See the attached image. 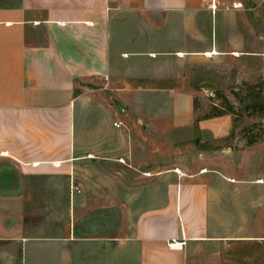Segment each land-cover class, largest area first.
Returning <instances> with one entry per match:
<instances>
[{
  "label": "crops",
  "instance_id": "0c3cea01",
  "mask_svg": "<svg viewBox=\"0 0 264 264\" xmlns=\"http://www.w3.org/2000/svg\"><path fill=\"white\" fill-rule=\"evenodd\" d=\"M244 7L253 15L241 19H258L264 0H0V243L17 245L23 264H215L216 255L201 259L226 243L213 235L212 177L155 167V200L138 214L130 210L126 227L119 191L117 203L94 209L101 192L90 198L85 188L94 152L117 174L98 183H131L118 175L123 166L116 159L132 160V147L129 154L121 144L110 148L100 129L95 148L77 143V110L83 91L110 79L119 55H150L154 39L166 40L172 25L183 44L204 19L213 40L219 20L241 17ZM168 100L172 129H194L212 140L229 135L228 115L195 122L192 93ZM121 126L106 123L104 130L120 137ZM52 209L60 211L56 230L47 223ZM110 215L117 225L108 223Z\"/></svg>",
  "mask_w": 264,
  "mask_h": 264
},
{
  "label": "rangeland",
  "instance_id": "374dc122",
  "mask_svg": "<svg viewBox=\"0 0 264 264\" xmlns=\"http://www.w3.org/2000/svg\"><path fill=\"white\" fill-rule=\"evenodd\" d=\"M243 10L241 17L219 20L213 40L210 22L204 19L197 27L199 33L186 32L183 44L177 40V30L172 25L166 40H160V36L154 39L150 55L140 59L119 55L121 62L114 65L110 79L103 87L83 91V110L79 106L77 110V116L81 111L76 122L77 143L95 148V133L100 129V139L104 132L110 148L121 144L129 154L132 147V160L129 156L124 161L116 159L123 166L118 175L131 183H98L100 176L117 174L104 166L112 162L100 160L94 152L90 153L93 162L88 169L93 179L85 188L90 198L101 192V199L93 200L94 209L117 203L113 192L119 191V219L126 227L132 225L133 212L138 214L154 202L157 171L172 175L206 171L212 177L210 189L216 197L213 235L226 243L206 249L201 259L216 255L220 258L215 264H264V117L251 116L246 109L250 102L246 92L264 98V9L257 14L258 19H241L253 15L246 7ZM193 50L201 53H190ZM212 50L217 55L207 56ZM179 93H192L195 122L214 112L220 95L226 98L233 109V114L228 115L232 119L229 135L212 140L194 129H172L167 120L168 99ZM146 95L152 96L149 101ZM106 123L112 129L122 124V136L114 138L104 130ZM250 138L256 142L248 146ZM129 201L132 202L128 204ZM52 210L47 223L56 230L60 211ZM130 210L132 214L128 215ZM108 223L117 225L111 215ZM22 256L17 245L0 243V264H23Z\"/></svg>",
  "mask_w": 264,
  "mask_h": 264
},
{
  "label": "trees",
  "instance_id": "16d2710c",
  "mask_svg": "<svg viewBox=\"0 0 264 264\" xmlns=\"http://www.w3.org/2000/svg\"><path fill=\"white\" fill-rule=\"evenodd\" d=\"M246 87L248 88V90H251L252 87L249 85H246ZM247 94V99L250 101L247 105H246V109L249 110V114L251 116H256L257 114H259V117H264V98H260L259 95H251L250 92H246ZM218 104L219 105H214V112L210 115H204L201 118H197L196 122L199 120H205V119H211V118H217V117H221V116H226V115H232L233 114V109L232 107L229 105V102L227 101L226 98H224L222 95L219 96L218 99ZM195 111V108H194ZM256 142L255 138H250L247 141V145L250 146L252 144H254Z\"/></svg>",
  "mask_w": 264,
  "mask_h": 264
},
{
  "label": "built area",
  "instance_id": "2783aa9c",
  "mask_svg": "<svg viewBox=\"0 0 264 264\" xmlns=\"http://www.w3.org/2000/svg\"><path fill=\"white\" fill-rule=\"evenodd\" d=\"M74 190H76V189H74ZM181 246L182 245L179 244V243H177V244L176 243H173L171 247L174 248V249H181Z\"/></svg>",
  "mask_w": 264,
  "mask_h": 264
},
{
  "label": "bare ground",
  "instance_id": "6f19581e",
  "mask_svg": "<svg viewBox=\"0 0 264 264\" xmlns=\"http://www.w3.org/2000/svg\"><path fill=\"white\" fill-rule=\"evenodd\" d=\"M217 55L215 52L212 51V53L207 54V56H214ZM177 172V171H176ZM204 172V171H203ZM179 173V172H178Z\"/></svg>",
  "mask_w": 264,
  "mask_h": 264
}]
</instances>
